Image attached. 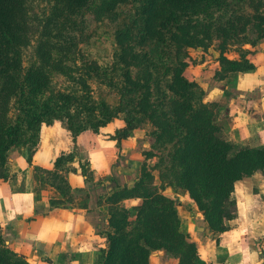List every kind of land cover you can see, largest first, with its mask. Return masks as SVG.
Listing matches in <instances>:
<instances>
[{"label": "trees", "instance_id": "16d2710c", "mask_svg": "<svg viewBox=\"0 0 264 264\" xmlns=\"http://www.w3.org/2000/svg\"><path fill=\"white\" fill-rule=\"evenodd\" d=\"M129 6L135 13L132 24L116 33L115 66L103 69L81 48L87 19H110ZM248 8L251 14L244 13ZM240 30L255 36L253 46L264 39V0H0V177H8L13 150L36 152L45 126L65 122L76 142L122 118L125 125L114 136L121 142L150 122L157 143L172 147L154 168L144 163L132 187H118L106 199L107 249L100 264H150L156 251L196 264L197 246L182 231L178 203L164 195L166 186L187 192L218 234L237 217L236 185L264 174V148L236 150L225 141L217 106L206 103L203 89L185 75L186 50L206 49L216 38L223 42L216 79L254 71L249 53L239 60L225 55ZM135 42L156 51L137 53ZM95 79L118 90L116 106L94 97ZM74 158L61 155L53 171L36 168L43 183L66 198L64 174ZM155 169L161 171L160 188ZM81 173L87 181L86 165ZM132 199L141 200L136 210L122 206ZM0 264H28L1 234Z\"/></svg>", "mask_w": 264, "mask_h": 264}, {"label": "crops", "instance_id": "0c3cea01", "mask_svg": "<svg viewBox=\"0 0 264 264\" xmlns=\"http://www.w3.org/2000/svg\"><path fill=\"white\" fill-rule=\"evenodd\" d=\"M193 56V55H192ZM186 77L204 91L206 103L216 108L221 136L236 150L264 148V39L248 59L256 69L216 79L218 55L195 51ZM238 60L239 58H233ZM213 60V61H211ZM117 119L96 136L83 134L74 141L62 123L45 126L35 153L28 148L10 154L8 177H0V234L5 246L28 264H100L107 249L102 235L108 229L106 199L118 187H132L145 163L150 140L138 130L127 140L114 136L124 127ZM74 154L64 176L70 197L44 184L36 168L53 171L61 155ZM150 163V162H148ZM87 167V181L81 167ZM178 203L182 231L197 246L196 264H264V174L236 185L237 217L229 230L214 233L187 192L164 189ZM132 211L141 200H127ZM150 264H179L163 251L153 252Z\"/></svg>", "mask_w": 264, "mask_h": 264}, {"label": "rangeland", "instance_id": "374dc122", "mask_svg": "<svg viewBox=\"0 0 264 264\" xmlns=\"http://www.w3.org/2000/svg\"><path fill=\"white\" fill-rule=\"evenodd\" d=\"M247 12L251 14V10L244 9V13ZM135 13L134 8L132 6L124 7L118 10L116 16L110 19H103L101 21H97L96 19L89 17L87 19L88 25L85 30L84 42L81 45L83 52L87 55L88 58L95 60L99 63V65L103 69H110L115 66L114 62V54L116 47V33L120 29H124L127 26L132 24L131 16ZM255 38L254 35L250 34L249 31H238L236 38H232L228 41V46L225 49V55L231 59L233 58H241V54L249 53V55H253V51L256 45H251V41ZM134 50L137 53H141L143 55L148 54L151 55L154 51V47L151 44H138L134 43ZM223 46V42L221 39H214L213 42L209 45L208 48H188L186 50V63L187 67L190 62L193 61V56L195 55V51H199L200 53L210 55V57H214L218 55V59L221 55V47ZM32 50L30 49L27 53V59L31 57ZM193 55V56H192ZM248 55V56H249ZM238 59V60H239ZM213 61V60H211ZM187 70V68H186ZM186 75V71H185ZM55 83L57 84V88L64 87L63 79L57 78L55 79ZM91 86L93 88V95L95 98L100 100H105L107 103L114 107L119 102V96L117 94L118 90L112 86H106L99 80L91 81ZM122 117V116H121ZM122 120V118H120ZM65 123V122H58ZM63 126L67 127L65 124ZM141 132V137L143 140H150V147L143 154L146 165L152 169L160 162V159L163 155L168 153V150L171 149L172 145L160 146L156 140V132L154 126L150 122H145L141 128L138 129ZM83 134H91L96 136L93 132H86ZM81 134L80 136H82ZM150 162V163H148ZM153 175L155 178V185L159 188L162 185L161 179V171L159 169H155L153 171ZM167 188H171L166 186ZM175 189V188H172ZM178 191V189H175ZM123 207L132 210L129 204L122 205ZM131 207V208H130Z\"/></svg>", "mask_w": 264, "mask_h": 264}]
</instances>
